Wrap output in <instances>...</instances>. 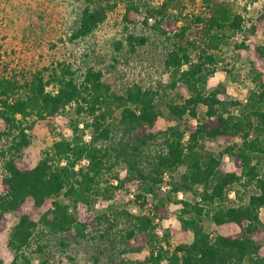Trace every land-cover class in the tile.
<instances>
[{"label":"trees","instance_id":"1","mask_svg":"<svg viewBox=\"0 0 264 264\" xmlns=\"http://www.w3.org/2000/svg\"><path fill=\"white\" fill-rule=\"evenodd\" d=\"M120 1L127 3V11L136 10L129 0H83L84 6L77 14L68 41L75 42L92 34ZM181 1L166 0L160 7L148 9L147 19L154 18L157 30L163 35L172 33L175 38L164 67L171 74V87L182 83L188 91L182 104H166L169 116L197 120V107L202 105L206 108L205 119L195 126L183 129L170 126L157 133L149 132L148 128L159 117L157 93L134 84L118 94L103 81V73L93 67H86L78 77L73 65L60 62L34 72L25 80L15 76L0 77V120L4 124L0 130V232L6 228L7 214L19 215L7 242L14 253L10 264H32L25 249L39 224L50 234L74 231L81 238L87 237L89 228L105 225L106 229L100 231L98 237L114 247L115 240L110 236L119 217L128 224V229L119 234L116 242L121 247L120 255L150 247L149 256L143 261L121 260L119 264H264V255L252 238L264 234V223L260 219V211L264 209V163H253L254 156L264 159V44L255 45V59L249 69L256 90L244 99L219 98L220 89L209 91L206 88L207 78L214 73L209 65H215L218 56L202 49L197 59H192L191 51L196 44L187 33L189 27H177V22L168 18L167 9L173 4H182ZM241 23L242 18L235 16L227 26L225 16L215 11L207 23V48L218 50L224 41L223 34L211 35L212 29L228 27L236 33ZM257 30H263L260 23L252 27L253 32ZM127 43L133 51L135 46L144 45L146 38L129 35ZM121 45L117 42L116 48L120 49ZM243 47L244 44L238 46ZM71 106L77 118L85 119L71 123L72 138L54 142L42 152L34 167L18 168L15 159L31 144L29 132L35 122L53 121ZM235 111H239L238 114ZM86 131L89 134L83 133ZM215 138H221L225 144L218 156L205 151L201 144L205 139ZM237 139L240 144L236 143ZM157 141L161 149L149 160L145 152ZM223 156L232 159L234 171H220ZM119 162L126 165L128 175L122 180L115 175L117 186L108 185L106 189H118L127 182L138 181L142 193L136 195L137 200H142L139 207L147 206L148 195L154 201L141 215L120 211L110 218L107 214L92 212L91 203L99 194L102 175ZM181 166L185 171L179 179L168 180L167 174ZM234 185L253 187L254 192L246 203L228 205L229 191ZM163 186L170 187L173 194H194L196 189L201 190L198 202L177 201L182 208L177 216L179 231L172 236L176 243L172 250L167 249L171 236L156 234L157 222L169 217L162 200ZM60 196L74 206L83 205L84 222L71 214L68 204L58 200ZM29 198L35 208L52 200L53 208L39 223L21 214L22 205ZM204 206L211 207L210 219L215 228L232 224L239 231L211 237L201 226ZM136 241L139 244H133ZM61 245L64 246V242ZM95 261L98 262V258ZM0 264H4L1 259Z\"/></svg>","mask_w":264,"mask_h":264},{"label":"rangeland","instance_id":"2","mask_svg":"<svg viewBox=\"0 0 264 264\" xmlns=\"http://www.w3.org/2000/svg\"><path fill=\"white\" fill-rule=\"evenodd\" d=\"M116 0H114L115 2ZM136 10L127 11L125 2H117L115 8L109 11L104 23L99 25L89 36L75 42H69L68 36L74 27L77 14L84 6L83 0H0V77L15 76L20 80L29 78L34 72L45 67L55 66L65 62L73 65L77 76L82 74L86 67H93L103 73V81L112 91L121 94L127 88L137 84L143 89H151L157 93L155 102L159 117L149 132L157 133L170 126L183 129L195 126L198 121L205 119L206 108L197 107V120L185 116L182 120L170 117L166 104H182L188 96L187 88L182 83L171 87V74L164 67L166 54L173 48L175 38L172 33L163 35L155 28V19H147V10L160 7L166 0H129ZM182 4H173L167 9L168 18L177 22V27L188 26V35L194 40L196 47L191 51V58L196 60L197 54L202 49L208 54L218 56L215 65L209 68L214 73L207 78L206 88L220 89L219 98L223 100L244 99L250 92L256 90L250 74V64L254 61L255 45L264 44V0H182ZM225 16L226 24H230L235 16L242 18L241 29L234 33L230 28L223 30L212 29L211 35H224V41L218 50L207 48L208 38L207 23L215 11ZM199 18V21L196 19ZM260 23L263 30L252 31L253 26ZM133 35L146 38L144 45L135 46L132 51L127 43V37ZM121 42V48H116V43ZM244 44L243 48H238ZM50 90H53L52 88ZM239 111H235L238 114ZM119 116V111L115 117ZM73 106L56 117L53 121L38 120L35 122L31 134V144L25 148L15 163L20 169H30L40 160L41 154L59 140L72 138L71 123L76 120ZM85 119H80L83 121ZM4 124L0 120V130ZM89 131L83 132L89 134ZM87 139V136L86 138ZM240 144V139L236 140ZM205 151L218 156L225 144L221 138L205 139L201 142ZM160 141L151 143L146 150L147 158L160 150ZM253 163L264 159L253 157ZM143 164L145 162L143 161ZM83 166L86 163H82ZM235 168L229 156H223L220 164L222 173L232 172ZM185 167H179L174 173L167 174L168 180H178L184 173ZM2 175L0 162V177ZM115 175L119 180L128 175L125 164L119 162L112 170L106 171L99 181V194L91 203L92 212L107 214L108 217L120 211L133 215L147 212L154 204L150 195L146 197V207H139L142 200H137L136 195L142 194L138 181L125 183L118 189L106 186H117ZM170 176V177H169ZM1 192V189H0ZM254 192L252 186L243 188L234 185L229 191L228 205L246 203ZM162 200L169 213V217L157 222L156 234H169V247L172 250L176 243L172 236L179 231L177 216L181 212L179 200L194 203L199 201L201 190L195 193L179 192L173 194L170 187L162 190ZM233 193V194H232ZM231 196V197H230ZM70 206V212L80 222L86 219V212L81 204L72 205L71 201L60 196L58 198ZM52 207V200H48L42 207L35 208L32 199H27L21 214L33 222L39 223L43 215L48 214ZM210 206H204L201 226L211 237L216 234L229 235L239 231L234 225L214 227L210 219ZM6 228L0 232V259L4 264H10L14 253L8 248L9 233L19 220V215L9 213L6 215ZM260 219L264 223V209L260 211ZM117 225L111 230L110 239L115 240L112 247L108 241L100 239V231L106 229L105 225L99 228H89L87 237L81 238L76 232L70 231L61 235L50 234L42 224L37 226L36 232L25 249L26 256L32 264H119L121 260L135 262L143 261L149 256L150 247L143 248L140 252H127L119 254V234L128 229V224L123 218L116 219ZM95 238V239H93ZM264 255V234L252 236ZM64 242V246L61 245ZM137 245L139 242H133ZM98 258V262L95 261ZM165 264V263H162Z\"/></svg>","mask_w":264,"mask_h":264},{"label":"built area","instance_id":"3","mask_svg":"<svg viewBox=\"0 0 264 264\" xmlns=\"http://www.w3.org/2000/svg\"><path fill=\"white\" fill-rule=\"evenodd\" d=\"M166 189H168V187L167 186H163L162 187V190L164 191V190H166ZM233 194V193H232ZM231 197V196H230Z\"/></svg>","mask_w":264,"mask_h":264},{"label":"crops","instance_id":"4","mask_svg":"<svg viewBox=\"0 0 264 264\" xmlns=\"http://www.w3.org/2000/svg\"><path fill=\"white\" fill-rule=\"evenodd\" d=\"M225 225H232V224H225ZM223 226V225H222ZM235 226V225H234ZM228 235V234H227Z\"/></svg>","mask_w":264,"mask_h":264}]
</instances>
